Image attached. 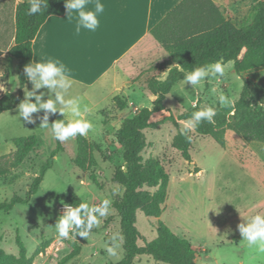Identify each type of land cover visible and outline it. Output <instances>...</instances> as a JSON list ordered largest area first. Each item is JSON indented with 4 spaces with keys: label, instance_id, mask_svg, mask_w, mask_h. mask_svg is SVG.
Masks as SVG:
<instances>
[{
    "label": "rangeland",
    "instance_id": "obj_1",
    "mask_svg": "<svg viewBox=\"0 0 264 264\" xmlns=\"http://www.w3.org/2000/svg\"><path fill=\"white\" fill-rule=\"evenodd\" d=\"M244 13L235 21L241 27L248 25L255 14L252 0L243 2ZM17 60L7 57L0 61V97L6 91L18 93L20 89ZM225 65L226 74L213 79L211 74L202 81L203 87H194L190 82H177L165 101L166 109L156 113L153 121L156 128L145 129L148 145L142 152L144 159L158 157L171 175L169 199L160 217H148L142 210L137 211V227L143 240L151 241L157 236L159 221L166 222L172 230L189 238L198 251L197 264H264L257 260L244 245L238 225L247 222V217L256 213L264 214V142L246 141L242 136L228 131L226 146L217 143L211 136L196 133L194 126L189 130L194 136L191 149L193 161H186L173 147L172 139L179 131L188 128V120H179V125L169 120L171 113L176 118L193 109V105L219 106L218 94L224 93L232 100L233 106L240 98L245 79L252 82L251 102L264 105V67L237 74L234 63ZM215 87L217 94L210 91ZM43 93L42 101L55 99V91L47 86L35 89ZM56 91L65 98L81 97L84 89L71 86L67 91L57 86ZM28 89H24L22 102ZM125 98L124 96H121ZM82 98V97H81ZM34 102L31 97H27ZM155 96L149 92L135 104L127 103L120 108L115 100L104 101L95 110L87 100H81L82 107L91 110L90 119L94 128L87 138L97 144L94 151L96 164L87 171L75 163L78 145L75 138L62 144L56 155L54 166L45 175L39 191L29 204H18L10 213H0V247L6 252L19 254L18 240H22L29 255H34L33 264H58L70 257L64 264H110L123 259L125 255L121 222L114 201L124 189L114 181L117 168H125L123 148L117 140L118 129L124 119L132 116L141 107H152ZM61 107L58 104V109ZM93 107V106H92ZM51 117L61 113L46 110ZM44 120L35 111L30 119L20 114L19 106L0 116V156L11 158L15 152L13 140L18 137L36 135L38 145L17 168L0 177V202L14 195L25 197L42 166L57 146L50 127L44 128ZM194 125V124H193ZM198 170H195V168ZM72 193L84 194L91 205H98L101 199L112 201L109 214L100 218V226L94 227L85 238L70 233V238L58 236L55 226L64 215ZM116 237V255L110 256L106 249L113 246ZM143 240L140 241L143 244ZM203 249V251H202ZM134 264H168L153 257L142 255Z\"/></svg>",
    "mask_w": 264,
    "mask_h": 264
},
{
    "label": "trees",
    "instance_id": "obj_2",
    "mask_svg": "<svg viewBox=\"0 0 264 264\" xmlns=\"http://www.w3.org/2000/svg\"><path fill=\"white\" fill-rule=\"evenodd\" d=\"M255 14L246 26H239L233 19L227 18L213 0H182L152 29L151 34L168 52L169 58L161 62L157 69L171 65L165 78L151 77L148 88L155 95L152 107H141L132 116L121 123L117 140L123 148L125 168H117L114 181L124 192L114 201V208L120 217L121 232L124 238L125 255L122 260L110 264H134L137 257L148 255L158 262L168 264H197L198 251L186 236L175 233L164 221H159L157 236L143 240L137 227V211L142 210L148 217H160L169 199L171 175L161 160L156 156L144 159L142 152L148 145L145 129L156 128L153 121L156 113L166 109L165 101L174 85L184 80V74L195 67L205 66L220 61L223 64L233 61L237 74L264 67V0H252ZM30 0L21 2L16 7V43L9 50V55L17 60V74L20 89L18 93L6 91L0 97V116L13 110L22 102L24 89L34 92L33 82L29 80L25 67L33 62V40L41 26L51 15H63L66 12L65 0H48L47 7L41 4L42 11L28 15ZM245 79L244 88L238 101L233 106H217L212 123L202 120L194 123L196 133L211 136L221 146H226L228 131L242 136L246 141L264 142V105L256 106L251 102L252 90ZM264 96V89H262ZM35 102V96L31 97ZM120 108L127 106L128 100L121 96L114 98ZM196 105L179 115L173 113L169 120L179 125V120L191 119L192 113L199 110ZM43 120L45 109H38ZM232 113H235L234 115ZM48 125L65 119L62 114L51 117L47 113ZM78 154L76 165L83 171L96 164L94 155L97 144L87 137L76 136ZM57 146L42 166L25 197L14 195L0 202V213H10L18 204H29L44 181L49 169L54 166L56 155L62 150ZM15 152L11 158L0 156V177L17 168L27 155L38 145L36 135H28L13 140ZM173 147L189 162L193 161L191 149L194 136L189 129L179 131L172 139ZM195 170H198L196 167ZM199 171V170H198ZM69 202H81L77 194L67 198ZM242 239L241 234L235 240ZM143 240V244L140 241ZM19 254L6 252L0 247V264H33L34 255H29L22 240H18ZM203 251V249H202ZM65 257L58 264H64L72 255Z\"/></svg>",
    "mask_w": 264,
    "mask_h": 264
},
{
    "label": "crops",
    "instance_id": "obj_3",
    "mask_svg": "<svg viewBox=\"0 0 264 264\" xmlns=\"http://www.w3.org/2000/svg\"><path fill=\"white\" fill-rule=\"evenodd\" d=\"M24 1L28 0H0V61L11 57L9 50L16 43V7ZM181 1L100 0L105 6L99 16L100 26L95 32L81 29L79 34L75 31L76 18L73 15L70 20L67 10L63 15H51L33 40L32 65L42 62L43 57L59 59L72 73L66 79L84 89L82 99L95 110L97 104L112 102L116 96L135 104L151 92L149 78L163 79L175 66L155 67L169 54L151 29ZM213 1L233 20L244 13L243 2H247ZM94 2L90 0V6Z\"/></svg>",
    "mask_w": 264,
    "mask_h": 264
},
{
    "label": "clouds",
    "instance_id": "obj_4",
    "mask_svg": "<svg viewBox=\"0 0 264 264\" xmlns=\"http://www.w3.org/2000/svg\"><path fill=\"white\" fill-rule=\"evenodd\" d=\"M48 0H30L28 8V15H34L42 11L41 4L47 7ZM65 6L68 12V18L71 20L73 15L76 18L75 31L77 34L81 29L89 32H95L100 26L99 16L104 13L105 6L100 0H95L90 6V0H65ZM229 67L220 61L209 63L205 66L195 67L190 71L185 72L184 81L190 82L196 87H203L202 81L206 77L213 79L222 78L226 74V68ZM25 72L30 81L33 82L35 89H40L47 86L51 91H55V99L49 98L42 101L43 93L37 95L35 92H28L24 102L19 104L20 114L25 118L30 119V113L38 109H45L52 113L59 112L65 116L63 120H57L51 125L53 137L64 142L76 136L87 137L94 125L87 117L91 115V110L87 105L82 107L81 97L65 98L61 91H56L57 86L60 89L67 91L73 84L71 77L72 73L64 63L59 59L51 57H43L42 62L28 65L25 67ZM213 95L217 94V89L213 87L210 89ZM35 96V102H30L27 97ZM218 102L221 106H231L232 100L224 93L218 94ZM58 104L61 106L58 109ZM193 107H196L193 105ZM233 115L235 113H232ZM216 116V109L213 106H204L192 113L191 119L185 125L190 129L193 124H199L202 120L210 123L214 122L213 118ZM42 127L47 128L48 117L47 112L44 117V124ZM81 202L76 206H67L64 215H62L55 226V230L59 237L68 239L70 233L77 236L87 238L94 227L100 226V218L106 217L109 214L112 201L108 198L101 199L98 205H91L90 202L84 198V194L80 193ZM246 223L238 225L239 232L243 238L244 245L253 256L264 262V214L256 213L246 218ZM113 246L107 247L106 251L110 256L116 255L115 244L116 237H112Z\"/></svg>",
    "mask_w": 264,
    "mask_h": 264
}]
</instances>
